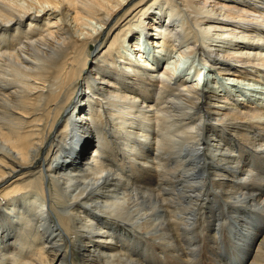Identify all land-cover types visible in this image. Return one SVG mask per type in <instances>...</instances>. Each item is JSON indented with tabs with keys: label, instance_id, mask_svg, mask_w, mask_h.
<instances>
[{
	"label": "bare ground",
	"instance_id": "6f19581e",
	"mask_svg": "<svg viewBox=\"0 0 264 264\" xmlns=\"http://www.w3.org/2000/svg\"><path fill=\"white\" fill-rule=\"evenodd\" d=\"M162 48L261 82L264 0H0V264H264V100Z\"/></svg>",
	"mask_w": 264,
	"mask_h": 264
},
{
	"label": "rangeland",
	"instance_id": "374dc122",
	"mask_svg": "<svg viewBox=\"0 0 264 264\" xmlns=\"http://www.w3.org/2000/svg\"><path fill=\"white\" fill-rule=\"evenodd\" d=\"M139 37V35L137 34L136 36H135V38H138ZM124 43V47L126 48V49H128V50H130V48L128 47V44H127V42H126V40H125V42H123ZM162 50H163V53H161V55H159L161 58H162V60L163 59H167L168 61H170V62H175V64L179 67V70L180 71H182V68H183V70H185V73L184 72H181L180 73V75H184V76H189L190 78L193 76V74H194V70L193 69H195V70H198V68H200V64H198V61H195L196 60V58L195 57H189V58H182V57H179V55H177V53H176V55L175 54H173L172 52L170 53L169 52V50L168 49H165V48H162ZM91 51H92V54H91V56H90V58H91V60L92 59H95L96 57H98L99 56V54H98V51H96L95 52V48L94 47H91ZM127 51V50H126ZM152 51V53L155 51V53H156V51H158V50H156V48L155 47H150V51L149 52H151ZM165 55V56H164ZM146 59H149L147 56L145 57ZM180 58V59H179ZM180 60V61H179ZM195 61L194 63H191V61ZM217 61H221V62H223L224 61V59H222V58H220V59H216ZM163 61H165V60H163ZM163 61H161V62H163ZM185 62V63H184ZM197 62V63H196ZM187 63V64H186ZM184 64V65H183ZM186 64V65H185ZM89 65V64H88ZM195 65V66H194ZM165 66H166V64H165ZM164 66V67H165ZM195 67V68H191V67ZM201 70H203L202 71V73H200L199 75H197L196 76V73H195V76L193 77V78H191V83H192V85L195 87L196 86V84H198V86H197V88L198 89H205V91H206V89L207 90H210L212 87L211 86H214L215 85V90L217 89V91H216V93L218 92V94L219 93H221V94H219V95H223V92H219V91H223V89H224V87L225 88H227V89H231L232 88V85H235L236 87H240V88H242V89H248V87H249V90L251 89V88H253V89H251L250 91H254V92H249V91H247V92H245L246 94H245V96H244V94H242V93H238V92H233V94L234 95H242V96H240L241 98L240 99H242V100H245L246 102H245V106H250V104L249 103H247V101H249V100H247L248 98H250L249 97V94H251V95H254V94H256L257 92H259V93H257L256 95H255V98H262V100H264V78L263 79H261L262 81L261 82H252V81H246V80H239V84H237L236 85V83L234 84V83H228L229 81H226V79H230V80H237L236 78H234V77H232V76H228V75H217L216 73H214V71L213 70H211L210 69V67H205V68H203V69H201ZM179 71V72H180ZM176 76H178V75H176ZM215 78V79H214ZM222 78H224V80L222 79ZM247 83L248 84H250V86L248 85L247 87H246V85H247ZM255 83V84H254ZM205 84V85H204ZM240 85V86H239ZM253 85V86H252ZM255 85V86H254ZM241 86H243V87H241ZM207 87V88H206ZM219 87V88H218ZM246 87V88H245ZM251 87V88H250ZM254 87H256V88H254ZM260 88V89H259ZM257 89H259V90H257ZM211 91H212V89H211ZM260 92L262 93V94H260ZM206 93H208L207 91H206ZM84 94V93H83ZM259 94V95H258ZM253 97V98H252ZM251 97V99H254V96H252ZM230 99V98H229ZM234 100V101H233ZM237 100V97H233L231 100H229V103H231L229 106H232V105H234L235 103H240L239 101H236ZM262 100H260V101H262ZM242 104V103H241ZM252 104V103H251ZM92 152H93V149L92 148H90V150H89V155L91 154L92 155ZM227 248V247H226ZM255 247H253L252 248V250H255L254 249ZM232 249L230 248V250H229V252H228V250L226 249L223 253H221L219 250H217V253L221 256V254H222V257L224 258V259H227V257H229L230 255H231V253H232ZM207 251H206V249H205V257L206 258H204L203 257V260H202V262L203 263H208V260H207V258L209 257V253H206ZM204 256V255H203Z\"/></svg>",
	"mask_w": 264,
	"mask_h": 264
}]
</instances>
